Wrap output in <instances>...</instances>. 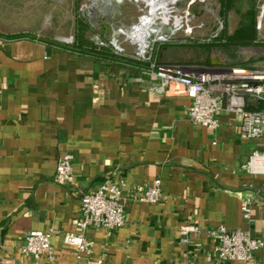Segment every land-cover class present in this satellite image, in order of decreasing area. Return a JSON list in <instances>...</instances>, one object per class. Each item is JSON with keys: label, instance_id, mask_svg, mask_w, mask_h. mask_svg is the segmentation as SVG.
<instances>
[{"label": "crops", "instance_id": "1", "mask_svg": "<svg viewBox=\"0 0 264 264\" xmlns=\"http://www.w3.org/2000/svg\"><path fill=\"white\" fill-rule=\"evenodd\" d=\"M54 2L0 0V264H244L219 261L212 232L249 229L264 240V175L247 170L264 134L241 139V117L225 107L216 131L197 125L187 96L153 90L149 67L109 66L58 45ZM63 154L73 184L54 180ZM156 179L160 200L139 201ZM105 182L122 186L125 226L89 227L90 253L59 235L53 261L22 253L29 231L77 233L81 194ZM184 225L198 231L183 236ZM255 260L264 264V249Z\"/></svg>", "mask_w": 264, "mask_h": 264}, {"label": "built area", "instance_id": "2", "mask_svg": "<svg viewBox=\"0 0 264 264\" xmlns=\"http://www.w3.org/2000/svg\"><path fill=\"white\" fill-rule=\"evenodd\" d=\"M190 15L189 11H185L184 16L179 17L188 22ZM180 28L175 27L171 34H175ZM187 31L191 32V29ZM160 33L159 39L155 35H151L149 38L154 36V41H167V34L163 31ZM149 49L150 43L148 42L147 49L141 53L144 60H147L145 55ZM117 50L121 51L120 48ZM149 68L159 80L158 84L153 87L155 92L167 94L171 91L176 95H185L191 100L188 114L193 123L216 131L220 127L217 115L225 107L228 112L241 117V139L255 140L263 136L264 109L259 111L248 110L246 98L252 97L254 100L264 102V70L161 63H152ZM247 170L251 174L264 175V152L255 150L252 153L247 163ZM54 180L60 185L73 184L71 155L63 154L59 158ZM122 194L121 184L112 182H105L94 192L81 194V214L75 223L78 232L63 234L53 229L29 231L24 237L22 253L35 260H40L46 256L50 261H53L55 251L52 246V239L55 235L61 236L64 245L74 249L77 253H90L94 242L86 237L89 227L114 231L125 226L127 216ZM161 194V181L156 179L152 186L143 191L138 200L146 203H157ZM251 210V203L244 201L241 212L248 223L252 220ZM197 231V227L193 225L181 227L183 236H188L191 232ZM212 235L216 242V253L219 261L259 264L255 260V254L264 249V240L254 236L251 230L229 231L226 227L220 226L212 232Z\"/></svg>", "mask_w": 264, "mask_h": 264}, {"label": "rangeland", "instance_id": "3", "mask_svg": "<svg viewBox=\"0 0 264 264\" xmlns=\"http://www.w3.org/2000/svg\"><path fill=\"white\" fill-rule=\"evenodd\" d=\"M138 1L143 3L134 0H55L56 37L62 43L71 44L76 36L77 19L84 18L92 27L88 35L96 44H100L102 39L107 40L116 50L121 49L118 52L138 60L149 62L158 48L170 43L176 46L161 50L164 61H182L193 66H221L218 63L223 62L222 66L226 67L264 70V0L257 8L259 44L215 50L209 55H204L193 45L210 42L223 30L221 7L216 0H195L193 3L192 0ZM49 8L53 11L51 2ZM167 11L177 16H184L185 11L191 14L189 21L178 26L181 28L175 34H171L176 27L173 19L164 18ZM236 20L237 17L231 14L228 33L234 31ZM155 28L167 34V41H154V36L149 38L154 35ZM148 42L150 49L145 55L147 60H144L141 53L147 49ZM206 59L210 60V65H203Z\"/></svg>", "mask_w": 264, "mask_h": 264}, {"label": "trees", "instance_id": "4", "mask_svg": "<svg viewBox=\"0 0 264 264\" xmlns=\"http://www.w3.org/2000/svg\"><path fill=\"white\" fill-rule=\"evenodd\" d=\"M221 7V19L223 30L212 38L210 42L199 43L193 46L198 47L204 55H209L215 50H228L233 48L252 47L258 43V5L261 0H216ZM193 10L196 11L194 8ZM231 14L237 17L236 27L232 33H228V25L231 20ZM225 27V29H224ZM92 31L91 25L84 18L77 19V31L75 40L71 44L56 42L58 45L88 55L98 62L113 65H133L141 67H150L152 63L161 64H179L182 61L172 63L164 61L161 50L164 47L172 48L175 44H165L158 48L153 59L149 62L138 60L125 53L118 52L107 40L102 39L100 44H96L90 37ZM188 46V45H184ZM203 64V63H201ZM209 59H206L203 65H210ZM252 69V68H251ZM259 70V69H254ZM260 105L264 109V102L254 100L252 97L246 98L248 110H255L251 106Z\"/></svg>", "mask_w": 264, "mask_h": 264}, {"label": "bare ground", "instance_id": "5", "mask_svg": "<svg viewBox=\"0 0 264 264\" xmlns=\"http://www.w3.org/2000/svg\"><path fill=\"white\" fill-rule=\"evenodd\" d=\"M195 1V0H194ZM164 18L165 19H167V18H169V19H173V22H174V26H176V27H178V26H180L181 24H183L184 23V21L185 20H183L181 17H179V16H176V15H172L170 12H165L164 14ZM186 19V18H185ZM162 20V19H161ZM188 20H189V18H188ZM95 22V21H94ZM134 30L136 29V26H134V28H133ZM132 29V30H133ZM161 31H157V29L155 28V30H154V35L157 37V39H159V37H160V33Z\"/></svg>", "mask_w": 264, "mask_h": 264}, {"label": "water", "instance_id": "6", "mask_svg": "<svg viewBox=\"0 0 264 264\" xmlns=\"http://www.w3.org/2000/svg\"><path fill=\"white\" fill-rule=\"evenodd\" d=\"M135 2H138V3H143L142 1H138V0H134ZM194 2V0H192V2L191 3H193ZM213 64H214V62H212ZM224 63L223 62H220V63H218V65H223Z\"/></svg>", "mask_w": 264, "mask_h": 264}]
</instances>
